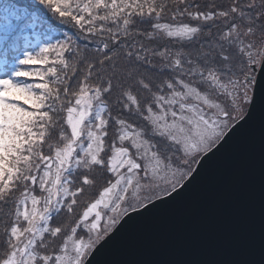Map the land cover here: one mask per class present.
Returning a JSON list of instances; mask_svg holds the SVG:
<instances>
[{
  "label": "snow or ice",
  "instance_id": "6c2138e0",
  "mask_svg": "<svg viewBox=\"0 0 264 264\" xmlns=\"http://www.w3.org/2000/svg\"><path fill=\"white\" fill-rule=\"evenodd\" d=\"M0 52V264H87L251 102L264 0H0Z\"/></svg>",
  "mask_w": 264,
  "mask_h": 264
},
{
  "label": "water",
  "instance_id": "95a60500",
  "mask_svg": "<svg viewBox=\"0 0 264 264\" xmlns=\"http://www.w3.org/2000/svg\"><path fill=\"white\" fill-rule=\"evenodd\" d=\"M178 186L129 210L87 264H264V78Z\"/></svg>",
  "mask_w": 264,
  "mask_h": 264
},
{
  "label": "rangeland",
  "instance_id": "374dc122",
  "mask_svg": "<svg viewBox=\"0 0 264 264\" xmlns=\"http://www.w3.org/2000/svg\"><path fill=\"white\" fill-rule=\"evenodd\" d=\"M22 2H31V0H22ZM36 8H38L40 10V12L43 14V17L44 19H46L48 21V24H51L53 26V28L55 29L54 32L52 33H48L47 32V25H37L34 29H33V33H35V40H33V44L36 43L37 39L39 40V42L42 44L46 41L47 37L48 36H51V42L52 43H55L57 40H62L63 39V34L65 32H73L74 29H72L69 25H65V24H62L59 22L58 19L52 17V15L50 13L47 12V10L43 9L42 6L40 5H36ZM80 44H81V47H83V45L85 44V41H80ZM28 51H38L39 49L38 48H28L27 49ZM27 67H42L40 65H36V66H27ZM6 71L5 70H2L0 72V78H3L6 76ZM17 79H24V78H17ZM251 94H252V90H250L249 92V97L251 98ZM248 104L249 103H246V104H243V111L242 112H236V113H233V115L236 117V119L234 120H231L229 125H231L233 122H235L238 118H240L246 111L247 107H248ZM27 107V106H26ZM179 155V154H178ZM199 156L196 157L195 159L193 160H190L189 164L186 166L190 172L191 170L194 168L197 160H198ZM182 182V181H181ZM100 183L98 181L97 183V188L100 187ZM171 191L170 189H168V192ZM163 192V189H155L149 193H147L148 195L150 196H153V197H159L161 195H164V194H160L159 196L157 195L158 193H162ZM92 199V196L90 194H85V196L81 199V203L80 205L77 207L76 211L77 212H80L83 208V204ZM75 217H70L69 219H74Z\"/></svg>",
  "mask_w": 264,
  "mask_h": 264
},
{
  "label": "trees",
  "instance_id": "16d2710c",
  "mask_svg": "<svg viewBox=\"0 0 264 264\" xmlns=\"http://www.w3.org/2000/svg\"><path fill=\"white\" fill-rule=\"evenodd\" d=\"M29 33L31 35L33 33V29H30ZM31 39H32V41L35 40V35H31ZM22 44H23V41H21V45ZM2 59H3L2 52H0V61H2ZM2 70H3L2 67H0V72ZM5 211L11 212V209H5ZM0 214H2V213H0ZM2 232H3V225L0 224V234H2Z\"/></svg>",
  "mask_w": 264,
  "mask_h": 264
}]
</instances>
